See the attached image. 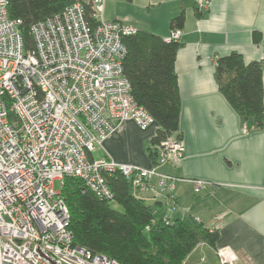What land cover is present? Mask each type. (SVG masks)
Listing matches in <instances>:
<instances>
[{
  "label": "built area",
  "instance_id": "built-area-1",
  "mask_svg": "<svg viewBox=\"0 0 264 264\" xmlns=\"http://www.w3.org/2000/svg\"><path fill=\"white\" fill-rule=\"evenodd\" d=\"M211 2L197 0L196 7L204 11ZM92 3L96 25L75 3L31 26V48L8 0H0V264H121L73 244L70 213L54 187L67 177L112 201L106 175L117 173L137 192L161 190L166 205L177 208L170 193L179 179L160 168L182 160V141H162L150 168L93 157L123 122L142 130L155 122L134 100L123 71V38L138 28L104 20V0ZM182 35L175 28L165 40L179 42ZM193 184L196 193L207 185ZM215 252L219 264H237L230 247Z\"/></svg>",
  "mask_w": 264,
  "mask_h": 264
},
{
  "label": "crops",
  "instance_id": "crops-1",
  "mask_svg": "<svg viewBox=\"0 0 264 264\" xmlns=\"http://www.w3.org/2000/svg\"><path fill=\"white\" fill-rule=\"evenodd\" d=\"M196 4L104 0V20L122 21L163 39L172 29L171 20L185 15L175 61L184 156L160 168L179 179L170 193L177 208L166 205L167 194L159 189L139 197L152 208L155 221L182 219L188 212L219 230L216 249H233L237 264H264V126L247 127L221 93L216 74L219 58L238 53L247 63L261 62L264 87V0H212L204 11ZM156 130V125L142 130L134 121H125L100 147L102 157L150 168L156 158L148 149ZM194 180L207 185L196 193ZM186 264L219 261L215 249L200 244Z\"/></svg>",
  "mask_w": 264,
  "mask_h": 264
},
{
  "label": "trees",
  "instance_id": "trees-1",
  "mask_svg": "<svg viewBox=\"0 0 264 264\" xmlns=\"http://www.w3.org/2000/svg\"><path fill=\"white\" fill-rule=\"evenodd\" d=\"M92 1L8 0V9L12 19L21 21L23 36L33 48L31 26L75 3L83 4L86 19L92 26L96 25ZM184 22L185 15L180 13L171 20V28L181 29ZM123 43L126 49L123 71L131 85V94L157 126L148 149L149 156L157 159V146L162 141L170 138L182 141V103L175 71L180 44L139 29L135 34L124 36ZM216 74L221 93L241 120L250 130L262 129L261 62L247 63L240 54L231 53L218 59ZM106 179L114 195L112 201L98 198L79 178H65L60 192L70 213L75 246L106 255L121 264H183L200 244L216 251L218 229L206 227L188 212L182 219L155 221L152 208L132 193L127 179L117 173L106 175ZM113 201L122 207V212L111 207Z\"/></svg>",
  "mask_w": 264,
  "mask_h": 264
},
{
  "label": "rangeland",
  "instance_id": "rangeland-1",
  "mask_svg": "<svg viewBox=\"0 0 264 264\" xmlns=\"http://www.w3.org/2000/svg\"><path fill=\"white\" fill-rule=\"evenodd\" d=\"M93 155H94V157L96 158V159H99L100 157L102 158V153H101V150H100V147L99 146H96L95 147V151L93 152ZM54 187H55V191L56 192H60L61 191V183L59 182V181H56L55 182V185H54ZM132 193L134 194V195H136V196H143L145 193H140V192H137L136 190H134V189H132ZM111 207L113 208V209H115L116 211H119V212H122L123 211V209H122V207L118 204V203H116V202H111Z\"/></svg>",
  "mask_w": 264,
  "mask_h": 264
}]
</instances>
